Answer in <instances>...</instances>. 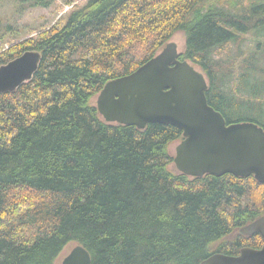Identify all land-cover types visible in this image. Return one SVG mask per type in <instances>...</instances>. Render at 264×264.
<instances>
[{"label":"trees","instance_id":"obj_1","mask_svg":"<svg viewBox=\"0 0 264 264\" xmlns=\"http://www.w3.org/2000/svg\"><path fill=\"white\" fill-rule=\"evenodd\" d=\"M179 31V59L205 75L208 103L227 123L264 129V80L251 77L258 53L244 52L238 76L217 57L250 33L264 38V0H88L0 51V66L41 54L29 81L0 93V264H55L71 243L90 264H200L262 244L235 232L264 214V183L181 173L169 151L179 128L106 122L93 102Z\"/></svg>","mask_w":264,"mask_h":264},{"label":"water","instance_id":"obj_2","mask_svg":"<svg viewBox=\"0 0 264 264\" xmlns=\"http://www.w3.org/2000/svg\"><path fill=\"white\" fill-rule=\"evenodd\" d=\"M177 44L169 41L130 74L111 79L95 97L101 117L110 123L143 129L149 123L170 124L182 131L173 164L191 177L205 174L249 177L264 183V129L252 121L227 123L207 101L205 75L179 59ZM41 54L36 50L0 66V93L14 92L36 72ZM259 234L264 241V214L239 229ZM91 256L75 244L61 264H90ZM200 264H264L260 248H241L238 255L213 253Z\"/></svg>","mask_w":264,"mask_h":264},{"label":"rangeland","instance_id":"obj_3","mask_svg":"<svg viewBox=\"0 0 264 264\" xmlns=\"http://www.w3.org/2000/svg\"><path fill=\"white\" fill-rule=\"evenodd\" d=\"M88 0H52L49 7L31 6L21 4L16 0H0V51L8 48L10 45L22 39L33 37L38 32L45 30L57 23H63L68 13L74 8L83 6ZM260 40L264 44V38H257L252 33L242 40L240 46L230 44L228 48L218 50V58L224 63L232 60L234 63V72L240 75L239 64L243 60L244 52H257V61L255 68L251 71V77L256 81L264 80V53L263 45L257 47L256 41ZM171 41L177 44L178 50H183L185 43V35L182 31L176 32ZM259 51L261 53H259ZM237 56V57H236ZM226 90L234 93L236 85L234 79H231L226 85ZM263 97V96H262ZM95 102V98L93 99ZM256 113V112H255ZM179 141H173L169 145V151L175 154V147ZM237 233V231L235 232ZM75 243L66 246L62 254L55 261V264H61L63 257L71 250Z\"/></svg>","mask_w":264,"mask_h":264},{"label":"flooded vegetation","instance_id":"obj_4","mask_svg":"<svg viewBox=\"0 0 264 264\" xmlns=\"http://www.w3.org/2000/svg\"><path fill=\"white\" fill-rule=\"evenodd\" d=\"M250 223V222H249ZM248 224V223H247ZM246 225V224H245ZM244 226V225H243ZM243 226H241V227H243ZM240 227V228H241ZM240 228H238V230H237V233L240 235V236H242V237H249V236H253V235H259V234H252V235H244V234H241V233H239V229ZM260 236V235H259ZM260 238H261V240H262V244L259 246V247H257V248H260L262 245H263V243H264V241H263V239H262V237L260 236ZM243 247H250V246H242L241 248H243ZM241 248L239 249V251H238V253L237 254H234V256L235 255H238L239 254V252H240V250H241ZM250 248H254V247H250ZM214 253H220V252H214ZM211 254H213V253H211ZM210 254V255H211ZM228 255H232V254H228ZM207 258V257H206Z\"/></svg>","mask_w":264,"mask_h":264}]
</instances>
